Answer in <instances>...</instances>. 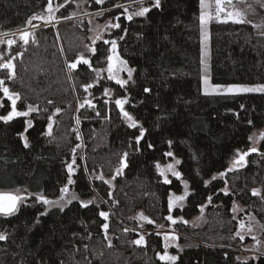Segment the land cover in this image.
I'll return each mask as SVG.
<instances>
[{"label":"trees","instance_id":"1","mask_svg":"<svg viewBox=\"0 0 264 264\" xmlns=\"http://www.w3.org/2000/svg\"><path fill=\"white\" fill-rule=\"evenodd\" d=\"M47 4L0 0V35L25 29L33 15H48ZM52 4L56 25H40L29 31L27 44L19 37L1 49L0 63L12 60L15 66L12 79L8 69H0V79L19 93L17 109L32 105L37 111L0 121V191L31 194L15 213L0 215V233L7 237L0 241V264H264V255L239 258L244 240L236 235L240 218L252 214L264 238V139L243 167L227 171L237 150L251 148L249 137L264 128V92L203 93L200 0H161L159 8L150 0H85L88 11H104L100 21L120 25L94 42L88 39L86 19H73V0ZM141 6L151 10L143 17L134 15ZM245 15L243 24L210 22L209 84L264 85V13L260 8ZM105 41H116V54L134 69L124 86L109 79L107 58L113 53ZM81 56L90 64L78 62ZM70 63L77 67L71 69ZM117 99L126 101L123 109L137 121L136 128ZM0 101V115H6L11 102L2 91ZM141 129L144 135L137 143ZM73 155L76 169L70 187L92 203L83 207L74 200L62 211L45 212L35 194H60ZM171 158L180 161L181 175L165 183L156 164ZM183 181L190 191L170 211L169 197L184 193ZM252 189L261 195H252ZM204 204L208 219L204 226L193 227L190 219ZM101 211L108 213L107 219ZM139 211L151 219L145 225L151 231L143 235L133 217ZM169 215L176 223L166 219ZM157 223L175 229L181 243L190 241L170 249L169 255L178 257L175 262L157 256L165 250L164 237L152 231ZM141 236L144 241L134 243Z\"/></svg>","mask_w":264,"mask_h":264},{"label":"snow or ice","instance_id":"2","mask_svg":"<svg viewBox=\"0 0 264 264\" xmlns=\"http://www.w3.org/2000/svg\"><path fill=\"white\" fill-rule=\"evenodd\" d=\"M97 2H102V0H97ZM151 2V6L155 7V8H159L161 6V0H150ZM233 5V0H215V15L213 16L210 12L207 11V5L205 0H200V8H201V12H200V21H201V25H205L208 21L215 19L218 22H228L229 20L232 21L233 23H237V24H243L246 21L243 18V14L239 11L236 10H229ZM62 6V5H61ZM150 7H143L141 6L139 8L138 11H136L134 13V15L136 16H145L149 11H150ZM47 11L48 13H52L53 12V4H52V0H48V4H47ZM125 13H127V9H125ZM223 17V19H222ZM133 18L132 14H128L127 15V19L131 20ZM49 19H51V16L49 17ZM116 19H119V17H117ZM33 20H45L44 16H39V15H33L32 17H30L27 20V24L28 25H32V21ZM250 23V21H249ZM113 27L119 28L120 25L114 24L112 25ZM33 27H36V25H33ZM203 30V29H202ZM264 34V33H262ZM32 35L31 32L29 31H23L20 34V39L27 44L29 42V38ZM123 37H121L122 39ZM8 45L11 46L12 44L16 43L15 40L9 39L7 41ZM105 43H111V52L113 53V55L108 56V73H109V79H116L117 84L124 86L125 84L128 83L127 80H122V79H118L114 73V67L116 66V64L118 63L120 66V70L124 71L126 70L128 73V79L130 80L132 78V73L134 71V69L131 68H127V62L122 60L117 54H116V49H117V45H116V41H105ZM93 51H95V49H93ZM14 59V58H13ZM82 61L84 64H90V61L87 59H84L83 56L78 58V62ZM14 64L12 62V60H8L6 62H2L0 63V69H8L11 72V75L8 77L9 79H12L15 76V72H14ZM69 67L71 69H75L77 67V63H70ZM204 83L206 86V92H207V88L209 87V80L208 77L205 76L204 77ZM5 85V81L0 79V91L3 92V96L7 98L8 101L11 102V110L7 112L6 115H0V121H4V122H8L11 121L13 118L15 117H27L30 113L37 111V109H35L32 105H28L27 106V110L26 111H19L17 109V101L21 99L19 93L16 92H12L8 87L4 86ZM85 90H87L88 88L92 87L91 84L89 85H85ZM214 88V90H217L218 93H238V92H264V85H257V86H244V85H215V86H211ZM107 92V90H105ZM144 92L148 93L151 92V89L149 88H145ZM49 103H52L51 101H49ZM116 105L120 106L121 112L123 113L124 117L127 118V120L130 121V126L133 128L137 127V121L133 119V117L126 111H124L123 109V105L126 103L125 100L123 99H117L115 101ZM85 104H88L89 106H93L90 100H85ZM4 105L2 103H0V107H3ZM80 107H84V104H81ZM243 107V106H241ZM56 112H60V109L57 108ZM99 114V113H97ZM49 120H51V117H49ZM77 123H79V120H77ZM249 123H251V121H249ZM27 125L28 127H32V121L29 120L27 121ZM51 129H52V124L49 123L48 124V134L51 135ZM25 131H27V128L25 129ZM144 135V130L141 129V136L137 137V143H139L140 139L143 137ZM261 139H264V133H261ZM249 139H251V137H249ZM172 142L169 141V144H171ZM24 146L27 148L28 142L27 139L25 138V142H24ZM149 148L153 147L151 144L148 145ZM259 149L256 147H251L249 148L247 151L241 152L240 150H237V154L235 159L232 161V168H229L227 171H232L238 167H243L246 163L245 158L250 154V153H256L258 152ZM73 153H75V149H73ZM167 156L171 157L173 155L172 152H168L166 153ZM127 157V153L124 154V157L121 160L122 166H126V164L124 163V159ZM76 163L75 160V155H73V159L72 162L67 164V173H68V180H67V184L64 185L61 189V196L57 199V200H50L47 197H45L44 195H37L36 199L40 202H42L45 205H58L60 206L61 211L63 210V205L61 204V201L64 200L65 196L68 194L69 192V187L68 185H71L74 183V180L72 179V174L74 173L75 169H74V165ZM177 164L180 163L179 160L176 161ZM157 168H160V165L157 164L156 165ZM166 171H170L172 173L173 176L176 177H180V173L175 171L174 165L173 164H169L167 165ZM165 172V169H161V174L163 175ZM120 173V169H117V174ZM219 175L223 176L225 175V173H220ZM100 179H103V176L101 175L99 177ZM113 179H115V177H113ZM213 179H215V177H213ZM165 183H170V181L165 177ZM207 183V182H206ZM225 194H227V190H224ZM31 195V194H28ZM28 195H24L22 194L19 190L17 192H11V191H0V214H4V215H12L13 213H15L18 209V206L20 205V203L24 200H26L28 198ZM186 195V194H185ZM252 195L254 196H260L261 192L259 189H252ZM72 199H76L75 195L72 196ZM185 199L184 195L181 196H170L169 197V201H168V209L171 211L176 204L182 202ZM211 200V198L209 197V201ZM68 203H71V200L67 201ZM92 201H88V202H81L83 207H88L89 204H91ZM233 211H235V208L233 209ZM47 213H43L42 215H46ZM99 215L101 217H104L105 219H107L108 217V213L107 212H103L101 211L99 213ZM146 219V218H145ZM167 220L171 221L172 223H176V220L173 218L172 215H169L168 217H166ZM104 229L106 230L108 228L107 224L103 225ZM245 227L244 223L241 222L240 224V228L243 229ZM249 232H251V228L248 229ZM157 235H160V233H157ZM237 235L240 236L241 239H243V236L237 232ZM7 237L6 235L0 233V241H4L6 240ZM170 239H176L175 236H170L169 234L165 233L164 234V251L163 253H157V256L159 257V259L161 261H172L175 262L178 257L174 256V255H169L167 248L169 247L168 245V241ZM255 239V237H254ZM144 241V237L141 236L138 240H136L134 243L136 244H141ZM257 243H259L257 241ZM86 247V246H85Z\"/></svg>","mask_w":264,"mask_h":264},{"label":"rangeland","instance_id":"3","mask_svg":"<svg viewBox=\"0 0 264 264\" xmlns=\"http://www.w3.org/2000/svg\"><path fill=\"white\" fill-rule=\"evenodd\" d=\"M97 2V0H95ZM105 0H102V2H98L100 4H102ZM74 2V10H73V19H81V18H85L88 24V28H89V34H88V39L90 40V42H94L96 40L99 39H103L104 36L106 34H109L110 29L112 27L113 21L111 20H104V21H100V17L103 14V10L101 11H96V12H91L88 11L85 5V0H73ZM212 2V8H207V11L210 12L213 16L215 15V8H213L215 6V0H211ZM128 6L125 5L124 8H127ZM263 10L264 13V0H233V5L229 10H236L239 11L243 14V18L244 20L247 19V16L245 15V13H248L249 15H253L255 13V11L259 10V9ZM51 16V19H49V17ZM45 20H33L32 21V25H27L25 29H22L20 31H17L15 33H9V34H4V35H0V58H2V56L4 55V53L1 52V49L3 48V46H7V41L9 39H16L20 37L21 32L23 31H31L34 28L40 26V25H44V24H52V25H56L57 20L54 18V11L48 15H45ZM223 19V17H222ZM263 21V18L260 19V21ZM211 21H216L215 19H212L210 21H208L205 25H201V40H202V67H201V88L203 93L206 94H238V93H246V92H238V93H218L217 90H214L213 87L211 86H215L214 84H209V87L207 88V92H206V86L204 83V77L207 76L209 81L210 80V49H209V33H208V28H209V24ZM264 23V21H263ZM262 23V24H263ZM261 24V23H260ZM33 25H36V27H33ZM203 29V30H202ZM89 42H84V46L85 47H89ZM108 69V66H107ZM114 75L118 78V79H122V80H128V73L126 70L121 71L120 70V66L117 63L116 66L114 67L113 70ZM107 74L109 76V73L107 71ZM116 80V79H114ZM227 86V85H224ZM244 86H257V85H244ZM1 103V101H0ZM261 133H264V128L254 131L251 134V147H256L259 143V141L261 140ZM236 154L234 155V157L232 158L231 162H230V168H232V161L235 159ZM176 159L175 158H171L170 161L160 164V168H157V172L161 175L162 179L165 181V177L170 181L174 176L172 175V173L170 171H166L167 165L169 164H173L175 171L178 172V164L176 163ZM156 164V165H157ZM74 169H76V166H73ZM161 169H165L164 174H161ZM97 177L99 178L101 175H93L90 177ZM103 180L108 182V183H112L110 178L107 177H103ZM183 186H184V193L182 195L186 196L189 193V188L188 185L185 181L182 182ZM69 187V192L68 194L65 196L64 200L61 201V204L63 205V208H65L69 203L67 202L68 200L74 201L77 200L80 203L81 202H88L90 201L89 199H83L80 198L70 187V185H68ZM19 189H15V190H10L11 192H17ZM21 192V190H19ZM22 193V192H21ZM23 194V193H22ZM186 194V195H185ZM37 195H43L42 193H36L35 196ZM75 195L76 199H72V196ZM61 196V192L60 194L55 197V198H48L50 200H57L59 197ZM175 195H173L172 197H174ZM181 196V195H180ZM25 201V200H24ZM22 201V202H24ZM184 201V200H183ZM182 202L176 204V205H181ZM21 202V203H22ZM45 212L48 211L49 209L52 208H60V206L58 205H45ZM235 208V214L238 213L240 206L239 204L236 202L233 206V209ZM133 217L135 218L138 226L136 227V231L140 234L143 235L145 234L147 231H151L145 228V225L147 223L151 222V219L142 211H139L137 213H135L133 215ZM146 218V219H145ZM208 217L206 214V204L202 205L200 207V211L199 213L194 216L192 219H190V224L193 227H202L204 226V224L206 223ZM241 222L244 223L245 227L243 229L240 228V224ZM172 226V225H171ZM251 228V232L248 231V229ZM153 232L156 233H160L163 237L164 234L167 233L170 236H175L176 239H170L167 243L169 245V247L167 248L168 253H170V249L175 248V249H181L183 246L188 245L190 243V241L186 240L184 242H180L179 241V236H181L175 229H173L170 226H164L162 223H157L156 227L152 230ZM237 232H239L242 236L244 240V243L242 244V246L240 247L239 250V258L241 260H248L249 258L252 257H257L258 255H264V238L261 237V232H262V227L260 222L256 219V217L252 214H245L243 215L240 220H239V225L236 229V235ZM238 236V235H237ZM240 237V236H239ZM255 237V239H254ZM257 241L259 243H257ZM165 243V241H164Z\"/></svg>","mask_w":264,"mask_h":264},{"label":"crops","instance_id":"4","mask_svg":"<svg viewBox=\"0 0 264 264\" xmlns=\"http://www.w3.org/2000/svg\"><path fill=\"white\" fill-rule=\"evenodd\" d=\"M205 2H206V5L208 6L207 8H212V2H211V0H205ZM213 8H215V6ZM208 33H209V28H208Z\"/></svg>","mask_w":264,"mask_h":264},{"label":"water","instance_id":"5","mask_svg":"<svg viewBox=\"0 0 264 264\" xmlns=\"http://www.w3.org/2000/svg\"><path fill=\"white\" fill-rule=\"evenodd\" d=\"M28 31V30H27ZM251 154V153H250ZM0 215H4V214H0Z\"/></svg>","mask_w":264,"mask_h":264}]
</instances>
